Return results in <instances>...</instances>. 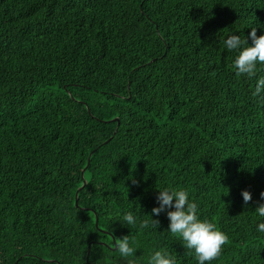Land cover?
Masks as SVG:
<instances>
[{
    "label": "trees",
    "instance_id": "16d2710c",
    "mask_svg": "<svg viewBox=\"0 0 264 264\" xmlns=\"http://www.w3.org/2000/svg\"><path fill=\"white\" fill-rule=\"evenodd\" d=\"M253 28L264 0H0V264H198L165 188L229 237L210 264H264V64L225 46Z\"/></svg>",
    "mask_w": 264,
    "mask_h": 264
},
{
    "label": "clouds",
    "instance_id": "9594fccd",
    "mask_svg": "<svg viewBox=\"0 0 264 264\" xmlns=\"http://www.w3.org/2000/svg\"><path fill=\"white\" fill-rule=\"evenodd\" d=\"M249 38L252 41L251 46L247 39L242 40L237 35L230 36L225 41V46L229 51L242 49L239 51L233 66L237 76L246 74L251 78L256 74L257 64H264V35L258 37L257 30L253 28ZM262 88H264V77L258 80L253 96H259ZM241 195L245 205L252 200L250 191H242ZM260 195L261 199H264V192ZM156 200L159 207H154L152 214L159 216L167 210V218L170 221L168 231L173 236H179L186 249L194 251L198 264H206V262L210 264L222 254L223 246L228 243L229 237L219 230L215 223L199 218L198 204L189 200L188 190L165 188L159 191ZM256 212L259 216L264 217V204H259ZM123 219L129 225L136 223V218L131 212L126 213ZM150 223L152 227L158 228L160 222L151 218L150 221H142L140 227L147 228ZM257 230L264 232V223H260ZM115 243L122 257L134 255L135 249L130 246L128 236L117 238ZM129 264H135V261L129 260ZM149 264H177V261L175 256L166 251H156L151 256Z\"/></svg>",
    "mask_w": 264,
    "mask_h": 264
},
{
    "label": "water",
    "instance_id": "95a60500",
    "mask_svg": "<svg viewBox=\"0 0 264 264\" xmlns=\"http://www.w3.org/2000/svg\"><path fill=\"white\" fill-rule=\"evenodd\" d=\"M114 121H119V119L116 118V119H114ZM89 163H90V161H89ZM89 163H88V165H89ZM86 184H87V182L84 180V184H83V186L77 191V195H76V206H78V193L80 192V190H81L82 188H84V187L86 186ZM96 225H98V218H97V217H96ZM115 249H117V246L115 247ZM90 252H91V246H90L89 249H88L87 260H89Z\"/></svg>",
    "mask_w": 264,
    "mask_h": 264
}]
</instances>
